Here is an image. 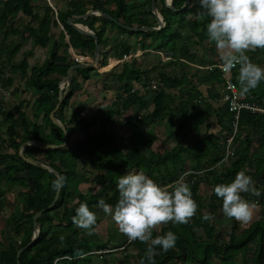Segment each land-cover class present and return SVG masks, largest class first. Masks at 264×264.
<instances>
[{
	"label": "trees",
	"instance_id": "1",
	"mask_svg": "<svg viewBox=\"0 0 264 264\" xmlns=\"http://www.w3.org/2000/svg\"><path fill=\"white\" fill-rule=\"evenodd\" d=\"M12 1L20 4L19 8L30 14L28 0ZM184 2L185 0H172L176 8H180ZM111 4L114 5L113 10L107 7ZM7 5L0 17V31L6 27L10 11H7L9 3ZM69 5L68 10L57 14L69 38L65 46L79 50L81 55H93L96 44L94 39L67 24L68 17L84 14L86 8L73 1ZM141 5L147 6L146 10L139 12V17L134 18L129 14L126 0H94L92 3L93 9L110 14L123 25L157 26V21L150 11V0H142ZM139 6L131 5L135 9ZM159 11L165 22L159 31H128L110 20L93 16L79 21L84 22L96 34L99 45L105 46L109 42L106 35L107 25L118 27L122 32L139 36L137 43L140 49L145 50L155 45L153 50H163L169 57L170 62L167 65H181L182 69L180 74L175 76L162 67L142 69L132 61H122L117 68L114 67L120 93L105 107L104 119L98 123L96 118L82 114L84 109L75 105L74 98L78 85L77 77L81 76L82 80L89 79L93 70L106 64L108 51L100 52L102 58L93 68H77L72 74L70 87L64 91L63 99L55 112V116L68 131L67 144L56 149H41L32 145L22 149L26 157L41 160L51 166L58 172L59 179L55 173L25 162L19 156L18 150L20 145L29 139L51 144L62 142L63 131L51 122L49 113L57 103L60 79L66 75L71 65L80 62L76 58L60 55L58 50L62 43L53 41L48 58L40 66L31 67L29 75L25 74L24 85L26 88H33L37 94L32 105L34 116L43 113V123L28 119L24 108L26 103L23 101L15 107L14 114L0 111L2 116H14L13 122L8 124L3 132L5 138L2 145L4 151L0 153V213L5 207L10 208L11 214L5 217L4 222L6 229L17 237L6 243L0 238V264H18L17 250L26 245L32 237V216L52 203L59 182V197L51 209L38 217L41 225L38 238L21 253L20 264H53L55 258L62 256H69L71 259H60L55 264H91V252L94 250H114L120 247L124 249L125 241L109 247L100 245L94 249L90 248V244L80 236L73 222L80 203H86L92 210L93 207H99L98 202L103 199L105 203L115 207L118 201V179L127 173L124 167L143 171L160 185L170 184L185 175L192 198L198 205L191 222L185 224L186 233H181L180 227L175 225L174 233L178 237L176 246L168 252L156 249L158 254L154 257L155 264H185L186 261L191 264H236L238 255H241V264H264V135L261 134L264 128L259 130V127L264 125V115L245 111L240 113L233 154L226 161L220 162L224 156L225 139L232 132L233 114L225 104L214 108L208 100L219 98L215 91V85L221 83L219 69H207L206 73L203 72L204 74L197 78L202 84L211 81L205 95L192 82L190 71H183L184 66L188 65L187 62L196 61L193 51L200 43L207 46L206 50L214 58L210 64L220 62L214 43L207 44V24L210 18L203 14L198 0H189L186 7L178 12H173L160 0ZM148 16L150 20L147 19ZM97 19L101 21V25L95 27L94 21ZM29 37L42 47L50 41L46 29H30ZM63 37L62 33L61 38ZM116 47L118 49L113 56L118 59L124 54H132L131 47L124 41L117 42ZM247 55L253 63L264 65V49H257ZM201 62L207 63L204 60ZM21 64L20 69L23 70L25 65ZM149 71L156 72L159 89L132 90L133 87L137 88L140 82L150 80V76L145 77ZM112 72L109 71L110 74ZM233 73L234 81L238 85V69H234ZM2 84L5 85L3 82ZM261 84L263 85V81ZM242 97L264 103V86L257 87ZM74 105L76 107L73 108ZM69 108L71 112L66 116V110ZM212 115L219 131L216 134L205 133L193 140L192 144L184 143L182 139L185 135L190 130L198 133L201 123ZM172 120H176L175 125H168ZM161 123L168 126L166 138L173 139L175 143L173 147L163 151L153 150L151 147L158 140L153 128ZM115 125L126 127L124 129L127 134L123 136L121 145L112 143V127ZM188 127L189 131H185ZM92 128L98 130L92 133ZM145 129L147 132L144 133ZM77 132L83 133L84 136L75 137ZM106 145L110 147L106 148ZM82 159L94 170L91 179L79 176L77 164L78 160ZM240 170H246L247 174L252 176L261 195L257 197L242 194L244 199L257 203L254 217L246 224L231 219L229 231L223 234L228 240L221 245L218 241L220 236L215 234L213 225L209 221H203L202 216L205 212L216 214L222 204V200L213 192L214 186L230 183ZM196 171L201 173H194ZM83 183L85 187L81 189ZM13 186H19L21 189L17 193L18 198L9 203L5 200V195ZM259 206L263 208L261 211ZM197 229H202L204 237L196 235ZM155 236L153 233V237ZM130 242L136 252L123 253V260L130 261V264H139L145 257L147 245L138 240ZM252 242L255 243L253 253L247 255V249ZM103 261V264H117L116 259L111 263L106 259Z\"/></svg>",
	"mask_w": 264,
	"mask_h": 264
},
{
	"label": "clouds",
	"instance_id": "2",
	"mask_svg": "<svg viewBox=\"0 0 264 264\" xmlns=\"http://www.w3.org/2000/svg\"><path fill=\"white\" fill-rule=\"evenodd\" d=\"M198 3L203 14L210 18L207 39L218 51L220 67L224 72L238 69L237 81L242 95L256 89L264 81V67L253 63L247 53L264 49V0H198ZM116 187L115 207L103 199L98 206L112 216L121 234L130 241L138 240L147 245L145 257L139 264H155L156 249L168 252L176 246L178 237L167 231L153 238L154 231L169 223L188 224L198 210L186 176L160 185L143 171L127 172L119 177ZM213 192L222 200L225 217L244 224L252 221L257 203L249 202L242 194L259 197L261 192L246 170L238 171L230 183L215 185ZM213 219L208 212L202 216L203 221ZM96 220L95 212L86 203H80L73 222L87 230Z\"/></svg>",
	"mask_w": 264,
	"mask_h": 264
},
{
	"label": "crops",
	"instance_id": "3",
	"mask_svg": "<svg viewBox=\"0 0 264 264\" xmlns=\"http://www.w3.org/2000/svg\"><path fill=\"white\" fill-rule=\"evenodd\" d=\"M28 1H29L28 5L31 7L30 14H27L26 12L23 11L22 8H19L20 4H18L17 2H13L12 0H0V17H2L4 11L6 10L7 3H9V8H7V11L8 9L10 10L6 20V27L3 29V31L2 30L0 31V111L14 114L15 107L18 105V103L23 101L26 103V106H24V108L28 119L38 121L39 123H43L44 121L43 113H39L37 117L34 116L35 110L33 109L32 105H33V100L37 94L33 88H26V86L24 85L26 80L25 74L29 75L31 67L40 66L43 63V61L46 58H48L53 41H60L62 43V47H60L58 50V53L60 55H65L67 58H71V57L76 58L78 62H87V63L92 62L94 59V54L90 55L87 53L81 55L79 50H76L71 46L68 47L65 46V44L69 41V38L64 31L62 23L59 22L58 20L57 14L64 13L66 10H68L70 8L69 3L71 1L82 4L86 8L85 12L96 9H93L92 7V3L94 0H28ZM132 1L134 2L135 6L140 5L137 8L139 12L143 13L144 10H146L147 6L141 5L142 0H132ZM156 5H157V9L159 10L160 0H156ZM107 7L110 10L114 9L113 4ZM150 11H151V6H150ZM92 16L96 18H103L96 14ZM147 19L150 20V17L148 16ZM81 20H85V19H81ZM81 20H76L74 22L81 23L88 28V26L84 24V22H79ZM100 25H101V21L99 19L94 21L95 27H98ZM30 29L32 30L46 29L48 31V36L50 37V41L47 43V45L42 47L39 46L38 44H35L33 42V39L29 37ZM62 33L64 34L63 38H61ZM106 35L109 38L108 44L105 46L103 45H99V46H100V52H102V50L108 51L107 61L104 66L96 68L95 70L92 71L95 74L97 73L96 75H98V73L102 75L110 74L109 71L111 72L113 71L112 73H114L115 68L114 67L111 68L110 65L113 63V61L120 63L122 62V60L118 59V57L113 56L114 55L113 53L117 51L118 48L116 47V44L117 42L121 41L120 38L123 37L122 36L123 33L120 32L118 33V31L113 26L107 25ZM134 42H135V47L131 45ZM127 44L132 49L131 50L132 54L129 56H132V60L136 59L135 57L137 56L136 54L138 53V52L136 53L135 51L137 49L136 46L137 40H135L133 37L132 38L130 37L129 40L127 41ZM138 49L140 50L139 52L142 53L141 56L145 58L144 56L149 51L147 49L145 50H142L140 48ZM153 51L157 52L158 50H153ZM193 52L195 53L196 63L194 65L193 63L191 64V66L193 67L190 66V69L192 70L190 71V75L192 77L191 80L192 82H194V84L197 85L199 90L205 95L207 93V88L211 86V81L208 82L207 84H202L201 82L197 81V78L203 75L204 73H206L207 69L205 65L209 62H212L214 58L205 48L201 47L200 44L195 46ZM208 53L210 56H208ZM100 58H102L101 55ZM160 60L162 62L164 61H166L167 63L170 62L169 61L170 59L167 55L165 57H162V59ZM202 60L206 61L207 63L203 64L201 62ZM136 62L137 61L134 60V64ZM21 63L25 65V68L23 70L20 69V66L22 65ZM202 64L204 67V73H200L201 69L199 65ZM259 65L261 67H264V65L261 64ZM168 66H174L175 67L174 69L180 67V71L182 69V66L171 65V63ZM109 68L111 69L109 70ZM185 69L186 68L184 66L183 71H185ZM174 75L178 76L177 72H175ZM81 79H82L81 76L77 77L78 85L76 88V94H75L76 96L74 98V101L76 106L80 105V107L81 106L83 107L84 110L82 111V114L84 116H87L88 109L92 108L93 106H91L89 102L88 92L90 90L89 89L86 90V83H83ZM91 79L89 78L84 81L87 82ZM7 80H9V82ZM2 82L5 85H3ZM98 82H99L98 86L102 87L104 85L103 80H99ZM100 82H102V84ZM237 86L239 88V85ZM222 90H223V86L221 80V83L215 85V91L219 94V98L208 99L214 108L224 105V102L221 99ZM93 93L95 94V92ZM96 96H98V94ZM68 110L70 111L71 109L69 108ZM0 116L2 117V123L0 122V125L2 124V131H3L5 130L4 127H7L8 124L13 122L14 116L12 117L11 116L6 117L2 115ZM261 128H264V125H261L259 127V130H261ZM199 129L200 130L198 133L196 131H190V133L193 132L192 134L196 135L195 138H199L205 133L216 134L219 131V127L215 122L214 115L210 116L206 121L201 123ZM3 132H2V145H3V139L5 138ZM261 134L264 135V131H262ZM2 149L4 151V148Z\"/></svg>",
	"mask_w": 264,
	"mask_h": 264
},
{
	"label": "rangeland",
	"instance_id": "4",
	"mask_svg": "<svg viewBox=\"0 0 264 264\" xmlns=\"http://www.w3.org/2000/svg\"><path fill=\"white\" fill-rule=\"evenodd\" d=\"M127 4L129 6V14H131L132 17H139V11L135 8H132L131 5L135 6L134 2L132 0H126ZM118 33H123V37L120 38L121 41H124L127 43V41L129 40V38L133 37L135 40H139V36H137L136 34H129L127 32H122V30L118 29V27H114ZM123 28V27H121ZM124 29V28H123ZM126 30V29H125ZM121 35V34H120ZM208 45H212L211 43H207ZM133 47H135V42L131 44ZM170 45V43H169ZM201 47L206 49V45L200 43ZM137 49L140 47V45L137 43ZM164 46H166V44H164ZM155 47V45H152L151 48H148L147 50L149 51L143 58L141 55L142 53H140L139 49L135 50L136 51V59L132 60V56H128L127 57V61H133L136 60L137 62L135 63V65L138 67H141L142 69H146L148 67H153V66H157L158 68H164L166 71H168V73L170 75H174L175 72H177V74H179L180 71V67H177V69H174V66H168L167 62L164 61L162 62L160 59H162V57H165V53L162 50H158L157 52L153 51V48ZM153 51V52H152ZM199 51V50H198ZM139 54V55H138ZM218 54V51H217ZM208 56L209 53H208ZM90 57V56H89ZM218 58H219V54H218ZM143 59V60H142ZM191 61V60H190ZM184 62L186 63L187 61L184 60ZM166 63V64H165ZM188 65L185 66V68L187 69L188 67V71H192L191 69H189V66H191V64L193 63V65L196 62H187ZM120 62H116L113 61V63L110 65V67H115L117 68ZM210 63L206 64L205 66L207 67ZM197 65V64H196ZM181 66V65H178ZM193 67V66H191ZM200 67V73L204 72V67L203 64L199 65ZM109 68V70L111 69ZM185 69V71H186ZM175 70V72H174ZM97 74V73H96ZM95 73L91 72V77L89 81L85 82L84 80L81 79V81L83 83H86V90L89 89L90 91L88 92L89 95V102L90 105L93 106L92 108L88 109L87 111V117L91 118L94 117L96 118L99 123V121L101 119H104V115H103V111L105 110V107L107 105H109L113 99L115 98L117 93H120V91L118 90L117 86H118V82L116 80L115 77V73H111V74H100L98 73V75H96ZM95 75V76H94ZM150 76L151 78H157L156 72L155 71H149L147 75H145V77ZM99 80H103L104 85L102 87L98 86V81ZM102 84V82H100ZM237 85V84H236ZM264 86V81H263V85L260 83V85L258 86L259 88H262ZM238 87V86H237ZM255 90V89H254ZM252 90V91H254ZM239 91V88H238ZM95 92V94L93 93ZM98 94V96H96ZM239 95L240 98H243L239 91ZM245 100H250V99H245ZM88 102V104H89ZM100 105V106H99ZM90 106V107H91ZM96 106H99L96 107ZM76 107L75 105L73 106V108ZM71 111H69L68 109L66 110V116H68L70 114ZM246 112V111H245ZM175 121L176 120H172L168 123V125L170 126H174L175 125ZM0 122L2 123V117L0 116ZM98 127V126H97ZM152 127V126H151ZM149 127V128H151ZM167 124L166 123H161L156 125L153 128V131L157 137L158 140H156L152 147L153 150H159V151H163L165 148L169 149L171 147L174 146L175 141L173 139L170 138H166V129H167ZM126 128V127H124ZM124 128H120L119 125H115L114 127H112V131L114 134V139H113V144H118L121 145L122 144V139L123 136L127 134V132H125ZM5 129V127H4ZM148 129V128H147ZM98 129L97 128H92L91 132H96ZM189 131V127L188 129H186L185 131ZM4 131V130H3ZM2 124L0 125V153H2L3 149H2ZM184 131V132H185ZM192 131V130H190ZM190 131L185 135V137L182 139L184 141V143H189L192 144L193 140H195V136L194 134L190 133ZM147 132V130H144V133ZM84 136L83 133L81 132H77L75 134V137H80L82 138ZM125 137V136H124ZM110 147V145H106V148ZM225 148V146H224ZM105 148L102 149V151H104ZM42 157V155H40V158ZM78 171H79V175L83 176V177H88L89 179H91L93 177V173L94 170L93 168H91V166L84 160H78ZM126 172H136L134 169H127V167H124ZM85 187L84 183L82 184V186L80 187L81 189H83ZM20 187L19 186H13L11 187V189L9 191H7L6 195H5V200H7V202L9 201V203L11 201H13L14 199L18 198L17 197V193L20 191ZM97 189V187L95 188ZM100 207H93L92 210L93 212H95L96 217H97V223L95 225L92 226V228L90 229H82L79 228L76 224L75 227L76 229L79 231L80 236H82L84 238V241L87 242V244H90V248H96L97 246L100 245H105V246H111V245H116L118 242H122L125 241L126 247L124 249H114V250H118V251H114V250H108L107 252L109 253H105V250H94V254L92 257V262L91 264H103L104 259L108 260V263L113 262L114 259H116V263L117 264H130V261L128 260H123V253L128 252V253H134L136 252V248L133 247L131 245V242L128 244L127 243V237L124 236L123 234H121L118 229L117 226L112 218L111 215L106 214L104 211H100ZM259 209L261 211V209H263L262 207ZM102 210V209H101ZM11 214V210L9 207H5L1 213H0V238H2V240L4 241V243H6V241H10L13 240L14 238L17 239V237L15 235H13L12 231H9L6 229L5 226V222L4 219L5 217H7L8 215ZM214 219L209 221L210 224L213 225L214 228V232L215 234H217L218 236H220V238L218 239L219 243L221 245H223L224 243L227 242L228 238L223 237V234L229 231L230 227H231V219L225 217L222 213V204H220L218 211L216 214L213 215ZM56 223V222H55ZM175 225L180 227V231L181 233H186V228H185V224H172L169 223L167 225H163L161 226L160 229H158L157 231H154V233L156 235H163L164 233H166L167 231H172L174 233L175 230ZM91 232L92 234L89 235L88 233ZM2 233V235H1ZM195 233L197 236H201L204 237L203 235V231L202 229H197L195 230ZM175 234V233H174ZM176 235V234H175ZM155 238V237H153ZM15 239V240H16ZM107 242H110L109 245H106ZM112 243V244H111ZM128 244V245H127ZM254 242L250 243L248 249H247V255H251L253 253L254 250ZM214 261H217V259H214ZM236 264H241L242 263V258L241 255L236 256ZM81 264V263H78ZM185 264H191L189 261H186ZM231 264V263H229ZM235 264V263H232Z\"/></svg>",
	"mask_w": 264,
	"mask_h": 264
},
{
	"label": "water",
	"instance_id": "5",
	"mask_svg": "<svg viewBox=\"0 0 264 264\" xmlns=\"http://www.w3.org/2000/svg\"><path fill=\"white\" fill-rule=\"evenodd\" d=\"M189 0H185L184 4L180 7V8H176L173 3L172 0H164V4L166 7H169L173 12H178L183 10L186 5L188 4ZM150 6H151V11L154 14V17L157 21V26H143V27H135V26H127V25H123L121 22L117 21L113 16H111L108 13H105L103 11L100 10H89L87 12H85L82 15H73L71 17L68 18V24L75 29L76 31H78L79 33L86 35V36H90L94 39V41L96 42L95 47H94V59L92 62H80V63H76L73 64L69 67L67 73L65 76H63L60 81H59V91H58V99H57V103L55 104V107L50 111L49 113V118L51 120V122L55 125H57L58 127H60L63 131V140L61 143L59 144H51V143H45L43 141L40 140H36V139H29L25 142H23L18 150V154L19 156L27 163L37 166V167H41L45 170L51 171L53 173H55V175L57 176V178L59 179V174L58 172H56L51 166H49L48 164L44 163L41 160L38 159H33L30 157H26L25 155H23L22 153V149L27 146V145H32L41 149H56V148H62L67 144L68 141V131L66 130L65 125L62 123V121H60L56 116H55V112L56 110L59 108L60 103L63 99V94L64 91L66 89H68L70 87V82H71V78H72V74L73 72L77 69V68H93L99 61L100 59V46L97 43V37L96 34L91 31L90 29H88L85 25L81 24V23H77L74 22L76 20H81V19H86L89 16L92 15H99L100 17H103L105 19H108L110 21H113L114 23H116L118 26L123 27L124 29L128 30V31H159L162 27H164L165 22L163 21L162 15L160 14V11L157 9V5H156V0H150ZM60 188H61V184L59 182V184L57 185L56 188V193L54 196V199L52 201V203L46 207L45 209H42L38 212H36L33 216H32V237L30 239V241L24 245L23 247H21L20 249L17 250L16 253V259H17V263L20 264L19 262V257L21 255V253L28 248L30 245H32L36 239L38 238V233L41 229V225L38 222V217L46 210L51 209L55 202L57 201L59 194H60Z\"/></svg>",
	"mask_w": 264,
	"mask_h": 264
},
{
	"label": "built area",
	"instance_id": "6",
	"mask_svg": "<svg viewBox=\"0 0 264 264\" xmlns=\"http://www.w3.org/2000/svg\"><path fill=\"white\" fill-rule=\"evenodd\" d=\"M129 55L124 54L120 60L124 61L127 60V57ZM220 63L217 64H209L206 69L212 70L214 67H217L220 72L221 80H222V96L221 99L226 105L229 112L233 114V121H232V132L229 136L226 137L225 143H224V156L220 160L226 161L234 151V137L237 132V124L239 120L240 113L242 111H246L253 114H259L264 115V103L254 101V100H245L240 98L238 87L234 81V69L231 72H224L223 69L220 67ZM158 79L157 78H151L150 80H147L146 82H140L138 84V87H133L134 89H141L143 91H149V90H158ZM194 173H201V171H196ZM129 239L127 238V243H129ZM123 247H120L118 249H122ZM101 251V250H100ZM106 252L108 250H105ZM95 251H92L91 253H94ZM60 259H71L69 256H62L55 258L53 261V264H55Z\"/></svg>",
	"mask_w": 264,
	"mask_h": 264
}]
</instances>
